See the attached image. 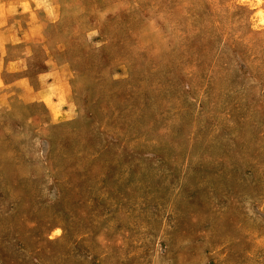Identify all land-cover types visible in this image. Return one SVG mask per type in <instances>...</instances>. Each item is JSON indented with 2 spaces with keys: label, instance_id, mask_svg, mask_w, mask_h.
Returning <instances> with one entry per match:
<instances>
[{
  "label": "rangeland",
  "instance_id": "rangeland-1",
  "mask_svg": "<svg viewBox=\"0 0 264 264\" xmlns=\"http://www.w3.org/2000/svg\"><path fill=\"white\" fill-rule=\"evenodd\" d=\"M0 264H264V0H0Z\"/></svg>",
  "mask_w": 264,
  "mask_h": 264
}]
</instances>
